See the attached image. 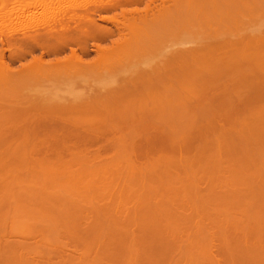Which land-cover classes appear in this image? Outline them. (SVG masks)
<instances>
[{
  "label": "bare ground",
  "instance_id": "obj_1",
  "mask_svg": "<svg viewBox=\"0 0 264 264\" xmlns=\"http://www.w3.org/2000/svg\"><path fill=\"white\" fill-rule=\"evenodd\" d=\"M19 1H22L21 5H18L19 3H16ZM35 1L47 2L50 0H0V4H2L1 2L6 3H3L4 6L2 5V7L0 8V12L5 11L6 13L4 14L2 12V15H8L12 17V20H10V24H13V27L10 32H17L22 35L15 42L17 43L16 46H12L14 49L11 48L12 51L15 50V48L17 50L15 52L11 51L10 55L8 56L9 60H17L19 66L13 68L10 65V62L7 61L8 59H6L3 52L0 51V147L5 148L6 144L9 143L7 144L9 146V149H11L10 146H15L13 148L20 151V155L16 157V159H19L18 162H42V164L44 165L37 164L36 169L34 168L36 167L34 165L27 166L26 169H28V167L30 168L28 169L29 171L25 170V172L28 171L26 172L27 174L24 173L22 168L20 169L18 167L16 169H12L9 166L12 169L11 171H9L10 173L8 172V174H6L7 171L5 173L3 172L5 175L4 176L1 174V176H3V179L0 176V188L4 189L5 187L3 188V186L6 185L7 190L8 184L10 188H12L11 186H13L14 184L15 188L13 189H16L17 186L15 185H18L20 189H22L24 192L26 191L29 194H41V196L39 195L40 197L38 196L39 198H37L36 200L39 199L41 204L42 201L45 200V202H47L49 206L47 204L46 205L51 208L47 209L51 211H53L54 209H60V212H50L49 210H47L48 212L45 210L47 213L43 211L41 212V210L39 212H34L33 209H30L32 211H27V208L26 211H22L17 209L16 206H13L17 209H15V211H17L16 213H11L12 211H0V242L1 240L5 241L4 239L9 240L8 242H18L19 240H22V242H24V239L34 240L37 235L41 236L39 241L44 239V241L50 242L51 240L58 239L60 237V230L62 229H59V226H61L62 223L63 225L65 224V226H67V221H69L71 224H74V222L79 220L80 222H83V226L79 229L77 228V230H79L80 233L85 232V235H90V237L88 238H91L92 241H95L96 239L97 241L101 242L105 238L108 239L111 237L110 234L108 236L111 227H128V225L132 223L133 220L136 218V208H132V211L134 212L133 217V214L131 216V212L129 211V209H127L128 206H124V204L127 205V203H125V201L122 202L123 196L121 194H119V202L117 199L116 204H113L111 200H109V202L105 201L103 202V204L98 203L97 205L91 203V198H89L91 200L90 202L88 201L89 199L87 200L88 202H85L84 199L88 198L89 194H87L86 192L88 196H86V198H83L84 195L82 196L80 194L83 191L79 190L77 186V188H74L78 189L79 191H76V189L74 190L73 187H68V191V185L63 184L62 182L65 179L62 180L63 178L61 179L60 177V175H62V171L57 172L54 169V166H50V164L48 165V163L53 161L51 153L52 150L49 149L50 146L52 144H68L69 146H72L70 147V149L72 148V151H75V153H77L76 150L81 151V154L72 153L74 155H72L70 152V157H68L69 155L67 156L69 161H64L65 164L67 162H69L68 164H71L70 162L78 163L81 161L83 164L82 169L84 168V171L88 170L87 173H94V175L98 174L97 172H103L102 174L104 175H106L107 173L105 177H109L108 179L104 178V176L101 174L103 178H99L98 180H96L100 182L101 186H103L101 188H105L104 190H102V192L108 190V192L110 193L112 191L111 187L113 184H115L114 178L117 179L121 177V170L122 172H126L125 169H129V172L127 171L128 173L137 174V176L133 175V178L134 176H136V178H140L143 180L145 174H148L149 176V174H152L151 172H153L154 169H157V163H169L166 160L167 158H164V155L161 152L160 154H162L163 156L159 155V152V157H157L158 155L153 156L155 155L153 153L156 150L161 151V147L163 145L162 135H164V133H170L171 136L173 133L177 134V130L180 128L182 129L183 127L180 126L181 124H177L178 122L176 121L172 125L173 128H170V125H166V118L168 117V114H174L175 116H177L176 119L178 121V117L181 118V116H183L180 114H185L189 108L192 109L194 107V103H197L194 102V100H196L194 98L198 95V89H201L202 87L208 88L214 86L213 84L216 80H218V77L222 78L221 76L223 74L224 77L225 74L231 75V73L235 72V69L239 73V70H241L242 67H244L246 71V68H250V70L257 72V74L260 75V78L264 76V0H62L68 2L65 5H63L62 1L60 0L62 6L59 5L60 2L58 3V6L51 1L50 4H36ZM9 2L11 3L9 4ZM75 8H80L81 12H74ZM99 12H104L105 15L101 17L100 14V16L98 15ZM14 16H17L15 17V20L13 19ZM67 16L69 17V19H66ZM179 25L180 27H178ZM181 25H183L184 27L182 28ZM152 26L154 30H157L154 31L152 29ZM157 26L161 28L159 29L157 28ZM173 26L175 28L177 27V29L179 28L180 31H185L186 33H188V31L189 33H191L193 30V34L195 35L196 32V35L198 34V36L196 37L197 39L195 38L196 42H193L195 43L193 44L194 46L191 45L192 47L189 46L190 48H185L184 46V48L181 47L183 49L169 52L168 54L163 53L160 55V57L156 56L159 58V60L155 59L156 62H152L150 66L147 65L148 63H146V65L143 64L145 65L143 66V69L134 70L133 68H131L133 70H131L127 74L125 73L126 75L123 74L125 77H122L120 75L121 79L118 78L119 80H117L119 82H115L114 84L111 82L112 85L106 84L105 86H101L97 89L96 87L95 89L91 88V92H89V90L88 93L86 92L87 94H84L85 96L79 94V97L81 98H79L76 94V98H72V96L74 95H72L73 93L70 92V94L67 93V97L66 95H64V97H58L62 99L58 101V98H53L51 95L48 96V93L46 95L49 98L43 95V93L39 94L41 93V91H37L39 88H37V86H40L42 81H47L49 80V78H51L50 81H52L54 79L53 77H57L58 79H56L58 80V82H60V77L69 76V78H74L73 80L75 81V79L77 80L79 76H82V74H84L82 72H91V70L95 71L97 70V68H101V66V69H103V66H105L104 69H106V67L108 66H114V68H119L117 66L119 65L120 67H122L123 65H126V63L123 62L124 60L122 61L121 59L129 57V61L132 60L131 58L134 57V52L139 49L141 50L145 48L144 51L146 52V48H148L154 42L160 39L161 35L167 33L166 29H169L168 32L171 31L170 29L174 30L175 28ZM187 27L188 30H185L184 28ZM189 28L191 29L189 30ZM71 44H76L77 46L81 47L82 51L84 52L87 49H90L88 48V44H93L95 46L93 47L91 45V48H94L92 54L93 56L90 55L91 57H83V52L82 54L77 53L76 49L69 47ZM147 45L149 46L146 47ZM66 47L70 48V50L68 49V53L64 51V48ZM25 48H27V51L30 50V54H27V51L24 52ZM35 48L40 49L41 52L39 54H31V51L33 52ZM140 52H143V50H141ZM26 57L28 59H26ZM23 60L24 62L22 63ZM120 60L122 62H120ZM132 61L131 64L135 60L133 62ZM151 61H154V59ZM122 63L124 64L122 65ZM121 69L122 68H120V70ZM244 69L242 68V71ZM250 73L251 72H249V74ZM63 77L61 79H63ZM240 77L238 76V78ZM224 81L225 80L223 78L222 84ZM32 85H37L35 86L34 90V87ZM222 86L225 85L223 84ZM29 87H31L32 90ZM49 93L51 94V92ZM69 95H71V97H68ZM188 101H190L189 108L187 105ZM163 128H165L166 130L171 129V131H169V133H167V131L163 132L156 137V132L154 133L153 131L155 129ZM113 129L117 132H112L111 137H107V130ZM175 131H177V133ZM153 133L154 135H149ZM142 135L146 136L145 139H142V137H140ZM174 138L177 139L176 135ZM175 139L172 140L173 145ZM100 140H105L104 144L95 143L101 142ZM90 143L99 145L96 150L92 152H88V150L87 152L84 151L87 149L84 148L85 146H87L86 144ZM82 144H84L85 146ZM81 145L82 147L84 146L83 151L85 153L82 152V148L76 147ZM179 147L181 148V146ZM66 149L69 153L70 149ZM109 150L111 151V153H105ZM33 151L39 152V155H35L34 157L35 152L33 154ZM149 152H152L153 155L151 156L153 157L147 156V158H145V156ZM58 156L59 155H57V157ZM149 157H151V160ZM183 157L185 156L183 155ZM144 158L147 159V161H149L148 163L150 164L144 165L143 169V167H141L143 165L141 164H144V162L147 163ZM170 160L171 159H169V161ZM260 160V162L263 161L262 159ZM51 163L57 162L55 160V162ZM120 163H126V167L128 168L123 167L122 169ZM154 163L156 164L154 165ZM66 165L65 172L67 169ZM13 166L14 165H12V167ZM15 166L17 167V165ZM177 166L181 167L182 170L186 171L187 169H189V167L191 169L193 165H191L190 163V166L187 167V164H183L182 167L181 164L179 165L178 163ZM255 166H258V164ZM69 167L71 166H68V169ZM57 168L59 169V167H56V169ZM62 168L64 169V166ZM3 169L4 167H2V170ZM190 169L189 171L193 170ZM232 169L234 170L235 168ZM229 170L230 169H228L227 167V171ZM242 170L244 171V169ZM69 171L70 170H67L66 173H68ZM185 171L184 173H186ZM71 172L73 171L71 170ZM127 172L126 174H128ZM234 172L236 174L238 173L236 172V170L233 171V173ZM239 172L241 175V171ZM72 174L74 175V172ZM72 174L70 172L68 173V175L73 176ZM122 174L124 175V173ZM234 174V177H231L233 178V181L236 182L238 180L243 179L239 176V173L237 174L238 176ZM58 175L60 179H57ZM252 175L253 174L251 173L250 176ZM89 176H91V174H89ZM250 176H248L247 178L250 179ZM98 177L101 176L98 175ZM175 177L177 178L178 176ZM90 178H92V180H88V178H85L89 181L87 182L85 180L87 185L89 184L90 187H93L94 184H98V182H94L95 180L93 179V177ZM231 178H229L230 182L232 180ZM247 178H245L246 181ZM4 179H6V182L8 181L7 184L5 183ZM68 179L69 178H66V180ZM95 179H97V176L95 177ZM251 179L254 178L251 177ZM83 180L84 179H82V181ZM244 180H242L243 183L245 182ZM225 181L226 180L224 179V182ZM194 182V180L193 182L190 181V183ZM227 182L228 181H226V183ZM253 182L254 181L252 180V183ZM72 184L74 185V182ZM72 184H70V186H73ZM225 185L222 189H228V187H225ZM229 185L231 188V184ZM82 186H84L82 187L83 190L86 185L83 183ZM232 186L234 185L232 184ZM253 186H255V184ZM87 187L88 186H86V188ZM98 187L99 186H97V188ZM261 187H256L257 189L253 188L254 193L252 192V189L249 188L251 192L247 189L245 192H249L245 193L246 197H243L247 200V196L249 197L248 199L253 197L255 198V196H257L256 198H258L259 200H264V191L262 190L264 188ZM70 189L73 191V194L70 197H68V195H62L63 193L66 194L67 192H70ZM226 189L225 191H227ZM121 191H123L122 187ZM121 191L120 193H122ZM83 194L85 193L83 192ZM179 194L182 195L183 201V197L186 198L187 196L185 195H188L186 193L185 195L183 193ZM227 194L229 195L228 192L226 193V195ZM236 194H238V192ZM236 194L233 195L236 196ZM241 194L242 192L240 193V195ZM174 195H178V193L176 192V194ZM142 197L145 198L143 195ZM142 197L140 196L139 200L142 199ZM106 198L108 199L111 197L108 196ZM149 198L150 196H148L147 198L146 195L145 199L149 200ZM153 199H155L156 203H154ZM153 199L151 197V200L148 202L150 204L152 202V206L155 205L153 207L155 209V212H153L154 209L151 210V205L149 206V208L152 213L157 214V210L159 214V210L158 208H156V205L159 203V200H157L158 198ZM168 199L169 198L165 199V201H168ZM171 200H173V198H171ZM140 201L142 205L143 202L142 200ZM183 201H178L179 205H181ZM256 201L258 200H255V202ZM146 202L147 200L144 201V203ZM162 202H164L163 199ZM137 203H135V206H137L138 210L139 204L137 205ZM183 204L181 206L178 205V208H182ZM140 207L142 208V206ZM61 208L65 211L62 212ZM172 211L168 212L169 214L171 213V216L174 215V212ZM160 213H162L161 210ZM224 213H229V211L223 212V214ZM155 214L153 217L156 216ZM179 214L180 216H185L183 212L182 214ZM196 214L198 216V212ZM196 214L194 213L195 217ZM186 215L187 216H185V218H189L190 216L188 215H191V213H187ZM224 215L225 218H227L226 214ZM130 216L132 217V219H130ZM231 216L235 217V215ZM174 217L176 218V215ZM239 217H241V215ZM8 219L9 222L11 221V224L8 223L9 226L6 224ZM181 219H184V217ZM1 222L6 223L4 225ZM25 225L27 227H25ZM23 226L25 229L20 228ZM164 226L166 227L167 224H165ZM174 228L170 230V232H173V236L174 233L179 232L177 228V231L174 230V232ZM199 229H197V231L202 233V231H199ZM202 229L203 228H201V230ZM108 230L109 232H107ZM262 231H264V229ZM73 232H71V235H73ZM247 234L235 235L234 233V235L230 236L231 238H228L229 236L225 234L226 236H228L226 239V236L224 238L219 237L221 238V240L217 238L219 240L217 242L218 244L214 243L215 239L213 240V236H210V238L208 239L206 236L205 238L203 235L205 240L207 239L204 243L202 242L203 245L200 242L194 244V242L189 238V240H191V242L194 244L192 246L190 245L192 243L188 244L189 247H195V249L198 247H196L195 245H200L199 248L203 247L201 250V254L203 255L204 252L203 257H205V259L198 252L201 255L200 256L197 253V255H199L201 258L200 260L198 259V256L194 254L193 256L190 255L191 259L189 258L186 263L188 264L189 262V264H264V239H262L261 236L254 237V239H251L252 237ZM260 234H262L261 231ZM199 237L201 238V236ZM12 238H17L19 240L16 239L13 241ZM189 240L187 239V242ZM6 243L7 241L5 242V244ZM20 243L21 242H19L18 244H6L7 246H5V248L3 247L4 243L0 246V264H45L43 260L41 261L40 259L36 258L37 261H30L28 258L25 257V250L30 252V250H33L35 245L33 247L31 245L25 248V244L23 245V243ZM184 243L185 241L183 243H179V246L181 247V245H183ZM186 244L187 243H185V246L187 247ZM47 245L50 244H38L39 248L41 246H44L48 249L49 246ZM61 245H59L60 248ZM127 246L130 247L133 245ZM16 247L21 248L23 250H16ZM31 247L32 249L28 250V248ZM44 247H41L42 249H40L39 252L44 251ZM53 247H51V249H58L57 245L56 247ZM47 249H45V252L47 251ZM22 251L25 253H23ZM34 251L37 252L35 248L33 252ZM195 256L197 258H193ZM237 257H244V259L239 260L237 259ZM29 258L31 259L32 257ZM81 261L82 260H80V263ZM72 262L68 263L72 264ZM87 262H85V264ZM93 262L88 263L93 264ZM80 263H78L77 260L76 264Z\"/></svg>",
  "mask_w": 264,
  "mask_h": 264
},
{
  "label": "rangeland",
  "instance_id": "obj_2",
  "mask_svg": "<svg viewBox=\"0 0 264 264\" xmlns=\"http://www.w3.org/2000/svg\"><path fill=\"white\" fill-rule=\"evenodd\" d=\"M75 11H76V13L77 12L79 13V12H81V9L75 8L74 12ZM99 14L101 16L105 15L104 12H99L98 15ZM108 14H110V13H108ZM178 27H180V25ZM181 27L183 28L184 26L181 25ZM157 28L160 29L161 27L157 26ZM152 29H153V26H152ZM176 29H177V27L174 30L170 29L171 31H169V32H168L169 29H166L167 30V33L165 32L166 34L162 33L163 35H161L160 39H158L156 42H154L151 46H149V45L146 46V47H148V46L150 47V48L149 47L146 48V52L144 51L145 48L141 49L145 53L140 52L141 51L140 49H139L140 51L136 50L134 52L135 53L134 57L131 58L133 61L135 60L134 62L132 60L129 61V59H128L129 57L121 59L122 61L124 60L123 62L126 63V65H123L124 63H122L123 66L120 64L122 67L117 65L119 68H114V66H108V67H106V69H104L105 66H103V69H101L102 68V66H101V68L99 67V68H97V70H95L96 72L93 70H91V72H89V71L82 72L84 74H82V76H79L77 78V80L75 79V81L73 80L74 78H69V76H64L66 79L62 76L63 79H61L62 77H60L61 81L58 82V80H57L58 78L56 77L57 78L56 79L55 77H53L54 79L52 81H50L51 78H49V80L46 79L47 81H44V82L42 81L40 86L32 85L34 88L32 86L31 87L34 90L35 86H37V88L39 87L37 91H39V92L41 91V93H39V94L43 93V95H45V96L51 95L53 98L54 97L55 98L64 97V95H66V97H67V95H68L67 93L70 94V92H72L73 93L72 95H74V96H72V98L75 99L76 98L75 94L79 97V94L84 95L86 92L88 93L89 90H90L89 92H91V90L95 89V87L97 89L101 86H105L106 84L112 85V83L114 84L115 82H119L117 80L121 79L120 75L122 77H125L124 75H126L127 73H129L133 69L134 70L143 69L144 68L143 66H145L146 63H148L147 65L150 66V64H152V62L153 63L156 62L155 59L159 60L158 57H160V55L163 53L168 54L169 52H173V51H176L179 49H183L184 46H185V48H188L189 46L192 47L191 45L195 44L193 42H196L195 38L198 36V34L196 35V32H195V35H196L195 36L193 34L194 33L193 30H192V32L190 31L191 33H189V31H188V33H186L183 30L180 31L179 28H178L179 31H178V29L177 30ZM184 29L188 30V27L184 28ZM190 29L191 28H189V30ZM155 30H157V29H155ZM89 45L90 44H88V48H90L92 50L87 49L85 51L86 53L84 51H82L81 47L77 46L76 44H71L69 47L76 49L77 52L80 54H82V52H83L82 56L87 57L90 55L93 56L92 55L93 49H94L93 47H95L93 44H91L93 46L92 48H91V45L90 46ZM69 47L64 48L65 49L64 51L66 53L69 52L68 51V49L70 50ZM181 47H183V48H181ZM36 51H38V50H36ZM156 56H158V57H156ZM6 59H8L7 56H6ZM26 59H28V58L26 57ZM153 59H154V61H151ZM121 60H120V62H122ZM127 61H129L130 63ZM131 61L133 62L132 64H131ZM23 62H24V60L22 61V63ZM18 64L19 63L17 60H15V61L11 60V62H10V65L13 68L19 66ZM143 64H145V65H143ZM120 68H122L121 69L122 71L120 70ZM131 68H133V69H131ZM242 68L244 69V67H242ZM242 68H241V70H239V73L235 69V72L231 73V75L225 74V77H224L223 76L224 74H223L221 76L222 78L218 77L217 78L218 80H216L213 84L214 86H211L208 88L205 87L206 89L202 87L203 90H202V88L198 89V95L194 98V99H196V100H194V102H197V103H194V107L192 109H190L189 108L190 101H188L187 105H188L189 109L187 110V112L185 114L182 113L184 111L181 112L182 114H180V115H183V116H181V118L178 117V121L176 119L177 116H175L174 114H171V115L168 114L167 115L168 117L166 118L167 119L166 125H170V128L171 127L173 128L172 125L176 121V122H178L177 124H181L180 126H183V127H182V129L180 128L181 130L180 129L177 130L178 133H177V131H175L178 134V136L175 133H173V134L171 133L172 135L170 136L169 131H171V129L166 130L165 128H163V129H155L153 131L154 133L155 132L158 133V134L155 133L156 137L159 134L166 132V131L169 134L164 133V135H162V144H163L162 147H163V149L161 147V151L156 150L153 153L155 155L152 154L153 151L149 152V153H147L145 158H147V156H151V155L156 156V155H158V152H159V155L163 154L164 158H167L166 160L169 163H160V164L157 163V165H158L156 167L157 169H154L153 172H151L152 174H149V176H148V174H145V177L143 180L140 178L139 179L136 178L137 174L128 173L129 169L128 170L125 169L126 172L128 171L127 172L128 174H126V172H122V170H121V172H120L121 177L117 178V179L114 178L115 184H113L111 187L112 191L110 193L108 192V190H105L102 192V190H104L105 188H101L103 186H101L100 182L96 181V180H98L99 178L100 179L103 178V176H104V178H107V177H105L107 175L106 172H104V173H106V175L102 174L103 172L102 173L97 172L98 174H95V175H94V173L93 174L90 172L87 173L88 170H85L86 171L85 172L83 170L84 168L82 169L83 164L81 161L78 163L70 162L71 164H68L69 162H67L66 163L67 165H66L64 163V161H69L67 156L69 155L68 157H70V155L72 153H75V151H72V148L70 149V147H72V146H69L68 144H64V145L52 144L50 146L49 149L52 150L51 153H52V158H53V161H51V162H55V160H56L57 163H51L50 162V163H48V165L50 164V166H54V169L57 172L62 171L61 172L62 175H60L61 179L63 178L62 180H64V179L66 180V178H69L66 181L61 180L63 182V184L68 185L67 189H68V187L69 188L73 187V189L75 190L78 187L79 190L83 191L85 194L87 192V194H89L88 198H86V196H88L87 194L85 195V194H83V192L80 193L82 196L84 195L83 198H86V199H84L85 202L89 198H91L92 201L90 199L88 201L89 202L91 201L92 204H97V205H98V203L103 204V202H105V201L109 202V200H111V202L113 204H116V202H117L116 200L118 199V202H119L118 197H119V194H121L123 196L122 202L125 201V203H127V205L124 204V206H128L127 209H129V211L131 212V216L133 214V217H134V212L132 211L133 210L132 208H136V211H137V214H135L136 218L133 220L132 223H130L128 225V227H124V226H122L120 228L111 227L110 233H108V236H109V234L111 236L108 239H111V240H108L105 238L106 240L104 239L101 242L97 241L96 239H95V241H92L91 238H88V237H90V235L89 236L87 234L85 235L84 234L85 232L80 233V231L77 230V228L79 229L83 226V222H80V220H79V221L74 222V224H71L69 221H67V223H66V225L68 224L67 226H65V224L63 225V223H62L61 226H59V229L60 228L62 229V230H60L61 231L60 237L58 239L51 240L50 242H46V241H44V239L39 241L41 236L37 235L34 240L24 239L25 240V241L23 240L24 242H22V240L20 241L17 238H15V239L12 238V239H13V241L17 239V240H19L18 242L17 241L16 242H8L9 240L4 239L5 241L1 240L0 246L4 243L3 247L5 248V246H7L8 244H15V243L18 244L19 242L23 243V245L25 244V246H26L25 248H27V246L29 247L32 245V247H33L35 245L34 248L36 249L37 252H35V251L33 252L34 248L31 251L30 249H32V247L28 248V250H30V252L26 251V250H25L26 253L23 251L22 252L25 253L24 254L25 257L28 258L30 261L31 260L37 261V259H40L41 261L43 260V262L45 264L46 263L47 264H69L72 261H73L72 264H76L77 260H78V263H80V260H82L80 264H83V261L85 264V262H87L88 260H89L88 262H93V260H94L93 264H173V263L174 264H187L186 261H188L189 258L191 259L190 255L193 256L195 254L196 256H198L199 260L201 259L200 256L202 255L201 250L203 247L199 248L200 245H195L196 247L198 246L196 249H195V247L191 248L188 246V244L192 243L191 240L194 242V244L195 243L197 244L200 242L203 245V243L207 240V239L205 240L206 237L209 239L210 236H213V240L215 239L214 243H217L219 240H221V238H219V237L224 238L226 235H228L229 237L226 236L225 239L227 237L231 238L230 236L234 235V233H235V235L248 233L247 235H250L252 237L251 239H254V237H258V236L259 237L261 236V238L264 239V236H263L264 231H262L264 229V210H263L264 209V200H262V199L259 200L258 198H256L257 196H255V198L253 197L250 199H248L249 197L247 196V200L243 197V196H245V193H248L250 191L249 188L252 187L254 184H255V186L250 188V189H252V192L254 191L253 188H256V187L259 188L262 186L261 188H264L263 187L264 186L263 185L264 184V165H263L264 164V76L262 78H260V75L257 74V72L250 70V68H246L247 71L245 69H244L245 71L244 70L242 71ZM94 69H96V68H94ZM128 69H130V70H128ZM114 70H115V72H114ZM248 70H250V71H248ZM241 72L243 73V75ZM249 72H251V73L249 74ZM238 76L239 77L241 76V77L238 78ZM243 76L245 79L243 78ZM67 77H68V79H67ZM229 77L232 78L233 80L230 79ZM223 78L225 80L223 82V84L225 86H222L223 85L222 84ZM258 78H260V79H258ZM69 79L70 80L72 79V80L70 81ZM226 79H227V81H226ZM260 80H262V81H260ZM31 87H29V88L31 89ZM226 87H228V88H226ZM81 91H82V93H81ZM49 92H51V94ZM77 92H78V94H77ZM199 95H201V96H199ZM204 95H206V96H204ZM68 97H71V95H69ZM79 98H81V97H79ZM59 100H62V99L58 98V101ZM112 132H117V131L114 129L113 130H107V133H108L107 137H111ZM154 133L149 134V135H154ZM175 135H176L177 139L174 138ZM143 136L144 135H142L140 137H142V139L143 138L145 139L146 136H144V137ZM107 137H106V139H107ZM170 137L171 138L173 137V138L171 139ZM173 139H175L174 145L172 143ZM100 141L101 142H95V143H103L104 144L105 140H100ZM165 141H167V142H165ZM179 141H181V142H179ZM169 143H171V144H169ZM7 144H9V143H7ZM7 144H6V146L4 145L5 148L0 147V176H1V174L4 175V173L6 171H7L6 174H8V172L11 171L13 168L16 169L18 167L20 169L22 168L24 173H26L29 171L28 169H30L29 167H28V169H26L27 166H30V165L33 166L34 165V166H36V167H34L36 169L37 164H39V165L42 164V162L30 163L31 161L23 162V163H22V161L18 162L19 159H16V157H18V155H20V151H18L17 149H14L13 147H15V146H10L11 149H9L8 148L9 146ZM82 145H84V144H82ZM82 145L76 146V147L82 148V152H84V151L87 152V150H88V152H90V151L92 152V151L96 150V148L98 147L99 144H91V143L86 144L87 146H85V145H84L85 147L83 146L85 149L87 148L86 150H84ZM179 146H181V148ZM216 146H217V148H216ZM168 147H170V148H168ZM219 147H221V148H219ZM66 148L70 149L69 153H68V150ZM217 149H218V151H217ZM55 150H57V151H55ZM34 152H35V154H34ZM55 152H56V155H55ZM70 152H71V154H70ZM76 152L77 153H75V154H81L80 153L81 151L76 150ZM108 152L111 153L110 150L105 152V153L108 154ZM160 152L162 154H160ZM33 154L35 157V155L36 156L39 155V152L33 151ZM60 154H61V156H60ZM148 154H150V155H148ZM57 155H59V156L57 157ZM72 155H74V154H72ZM159 155L157 157H159ZM183 155L185 157H183ZM260 155H262V156H260ZM62 156H64V157L66 156L65 157L66 159ZM153 156H151V157H153ZM55 157H57V158H55ZM151 157H149L150 160H151ZM169 159H171V160L169 161ZM172 159H174V160H172ZM260 159H262L263 161L260 162L261 161ZM145 160L147 161V159H145ZM190 160H192V161H190ZM59 162H61V163H59ZM148 162L149 161H147V163L144 162V164H141V165H143L141 167H143V169H144V165L150 164ZM178 163H179V165L181 164L182 167H183V164H187V167H188V166H190V163H191V165H193V166L191 167V169L189 167V169L190 170L193 169V170L192 171H189V169H187L186 171L182 170L181 167L177 166ZM260 163H262V164H260ZM46 164H47V162H46ZM63 164H65L67 167L66 172H67V170H70L69 172L71 174L74 172L75 176L73 174H72L73 176L68 175L69 172L68 173L65 172V165H63ZM155 164L156 163H154V165ZM254 164L255 165L258 164V166H255ZM12 165H14V166L12 167ZM15 165H17V167ZM25 165H26V167H25ZM42 165H44V164H42ZM55 165H58V166H55ZM120 165H121L122 169H123V167L127 166L126 163H120ZM226 165H228V166H226ZM63 166H64V169L62 168ZM68 166H71V167H69V169H68ZM219 166L223 167V168H220ZM2 167H4L3 170H2ZM56 167H59V169L58 168L56 169ZM146 167H150V166H146ZM227 167H228V169H230L229 171H227ZM126 168H128V167H126ZM232 168H235V169L233 170ZM237 168H240V169H237ZM166 169H167V171H166ZM179 169H180V172H179ZM242 169H244V171ZM25 170H28V171L25 172ZM71 170L73 172H71ZM235 170H236V172L239 173V176L243 179L238 180L236 182L233 181V178H231V177H234L233 174L235 172L233 173V171H235ZM237 170L241 171V175H240V172ZM184 171L187 174L184 173ZM231 171H232V173H231ZM122 173H124V175ZM251 173L254 176L253 175L250 176ZM89 174H91V176H89ZM131 174H132V176H131ZM237 174H236V176H238ZM93 175L95 177L97 176V179H95V177ZM98 175L101 177H98ZM133 175H136V176H134V178H133ZM216 175H217V177H216ZM108 176H109V173H108ZM175 176H178V177L176 178ZM248 176H250V179L247 178ZM2 177L3 176H1V178ZM60 177L58 175L57 179H60ZM90 177H93V179L95 180L94 182H98V184L93 183L94 186L95 185L99 186L98 188H97V186H95V187L91 186L92 187L91 188L89 186V184L87 185V183L85 182V180H86L85 178H88V180L89 179L92 180V178H90ZM223 177L229 183L228 182L226 183V181L224 182ZM244 177L247 178V181ZM251 177L254 179H251ZM229 178L232 179L231 182H230ZM82 179H84L83 180L84 182L82 181ZM221 179H222V181H221ZM258 179H260V180H258ZM4 180H5V183L7 184L8 181L6 182V179H4ZM88 180H86V181L89 182ZM193 180L195 182L190 183V181L193 182ZM242 180H244L245 182L243 183ZM252 180L254 181L253 183H252ZM100 181H102V180H100ZM240 181H241V184H240ZM71 182L72 183L74 182L75 186ZM82 182L86 186H88L87 187L88 189L85 186V188H83V190H82V187H84V186H82L83 185ZM90 182H92V181H90ZM68 183L72 184L73 186H70V184H68ZM194 184H195V186H194ZM229 184H231V188H230ZM232 184L234 186H232ZM259 184H260V186H259ZM224 185H225V187H228V189H226V188L222 189ZM246 185H248L249 187ZM15 186L18 187V185H15ZM7 187H8L7 190H6V185L3 186L4 189L0 188V200H1L0 201V211H2V212H5V211L11 212L12 211L11 213H16L17 212V211H15L16 208L19 210H22V211H26V208H27V211L28 210L32 211L30 209H33L34 212H39L40 210H41V212L42 211L46 212L47 210L51 209L50 207H48L49 205L47 204V202H45V200H43L44 202L41 200L42 204L39 201V199L36 200L37 198H39L41 196V194H38V193H30L29 194L26 191L24 192L22 189H20V187H18V188L16 187L17 190L13 189V188H15L14 184H13V186H11L12 188H10L9 184L7 185ZM74 187H76V188H74ZM121 187H122L123 191H121ZM181 188L183 191L181 190ZM11 189H13V190H11ZM225 189L227 191H225ZM247 189L249 191L245 192ZM77 190L78 189H76V191ZM178 190H179V192H178ZM262 190L264 191V189H262ZM68 191H69V189H68ZM120 191L122 193H120ZM175 191L178 193V195H174V194H176ZM223 191L225 192V194ZM70 192H67L66 194L62 192L63 193L62 195L63 196L68 195V197H70L73 194V191L71 190ZM89 192H91V193H89ZM227 192L229 193V195L227 194L228 196L226 195ZM235 192L236 193L238 192V194H236ZM241 192L243 194V195L241 194L242 196L240 195ZM179 193H183L184 195H185V193L188 194V195H185V196H187L186 198L183 197L185 202L182 199V195ZM233 194H236V196ZM60 195H61V193H60ZM142 195L145 198H146V195H147V198H148V196H150L149 200L143 198ZM253 195H255V194H253ZM108 196L111 198L107 199L106 197H108ZM125 196H128V197H125ZM140 196L142 197V199H140L143 202L142 205L140 203L141 201L139 200ZM101 197H103V198H101ZM137 197H138V199H137ZM151 197H152V199L158 198L157 200H159V203H158L159 207H158V204L156 205V208H158L159 214H160L159 215L157 210H156V213L158 214V216H157V214L151 212V210H153L154 209L153 207L155 206V205L154 206L151 205L152 202H151V204L148 202L151 200ZM250 197H252V196H250ZM161 198L163 199L164 202H162ZM164 198L165 199L169 198V199H168V201L167 200L165 201ZM171 198H173V200H171ZM143 199H145V200H143ZM160 199H161V203H160ZM146 200H147V202L144 203V201H146ZM153 200H154V203H156L155 199H153ZM255 200H258V201L255 202ZM178 201L179 202L183 201L182 204L184 203L183 204L184 207L182 206V208L181 207L178 208L179 206L182 205L181 203H180L181 205H179ZM134 202L135 203L138 202L137 205L139 204L140 206H142V208L138 205L139 209L137 210V206H135ZM177 202H178V204H177ZM39 203L41 206L39 205ZM11 206L12 207L16 206V208H14V207L12 208ZM43 206H44V208H43ZM149 206H150V208L152 207L151 210H150ZM261 207H262V209H261ZM47 208H49V209H47ZM176 208H177V210H176ZM59 210L54 209L53 211H51V210H49V211L55 212V211H59ZM160 210L163 214L160 213ZM168 210H170V211H168ZM223 210H225V211H223ZM61 211L63 212L65 210L61 208ZM164 211H165V213H164ZM171 211L174 212V215H172V216L170 215L171 213L170 214L168 213ZM177 211H178V213H177ZM221 211H222V213H221ZM228 211L231 215H235V217L231 216L229 213H224L227 216V218H225V215L223 214V212H228ZM243 211L245 212L246 215L244 214ZM246 211H247V213H246ZM153 212H155V209ZM182 212L184 213L185 216H187L186 215L187 213H191V215H188V216H190L189 218H187V217L185 218V216L181 215L184 217V219H181L183 217H181L179 213L182 214ZM193 212L195 214L198 212V216L196 214V217H195ZM192 213H193V215H192ZM215 213H216V215H215ZM151 214H153V215H151ZM154 214L156 215L155 217H153ZM161 214H162V216H161ZM175 215H176V218L174 217ZM240 215H241V217H239ZM243 215H245V216H243ZM131 216H130V219H132ZM219 216H222V217H219ZM228 216H230V217H228ZM234 218H238V219H234ZM189 219H190V221H189ZM239 219H241V220H239ZM185 220H187V221H185ZM10 222L8 219L7 223L6 222H4V223L1 222V223H3L4 225L6 223L8 225V223L11 224ZM165 224H167L166 227L164 226ZM161 226H162V228H161ZM234 226L237 228H235ZM25 227H27V226L25 225ZM71 227H72V229H71ZM20 228L25 229L24 226L20 227ZM172 228H174L173 231L176 230V228H177V230H179V232L174 233L175 237L172 234L173 232H170V230H172ZM201 228H203L204 230L203 229L201 230ZM68 229H70V230H68ZM73 229H75V230H73ZM168 229H169V231H168ZM180 229L182 230V232ZM197 229H199V231H202V233L198 232ZM124 230H126V231H124ZM163 230H164V232H163ZM236 230H237V232H236ZM260 231L262 234H260ZM71 232H73V235H71L72 234ZM107 232H109V230ZM180 232L183 234H181ZM203 232H204V234H203ZM202 234L204 235V237L205 236L206 237L204 238ZM66 235H70V236H66ZM198 235L201 236V238ZM180 237H182V238H180ZM189 238L191 240H189ZM217 238H219V240ZM187 239L189 240L188 242H187ZM6 241H7V243H6L7 245L5 244ZM184 241H185V243H187L186 244L187 247L185 246V243L183 245L180 244L181 245V247H180L179 243H181V242L183 243ZM37 243L39 245L40 244L44 245V243L50 244V245H47V246H49V248H48L49 250L47 248H45L44 246H41V247H44L45 249H47V251L45 252V249H43L44 251L41 250L42 252H39L40 249H42V248L41 247L39 248ZM175 243H176V245H175ZM194 244L192 243L190 245L192 246ZM56 245H57L58 249H51V247H53V246L56 247ZM59 245H61V248L59 247ZM64 245H66V246H64ZM127 245H129V246L133 245V246H130L131 247L130 248ZM176 247L178 249H180V248L181 249L178 250ZM188 247H189V249H188ZM20 249L21 248L16 247V250H20ZM21 250H23V249H21ZM27 252H29V253H27ZM197 253L200 256L197 255ZM196 256L193 258H197ZM203 256H204V252H203L202 257ZM29 257H32V258L30 259ZM203 258L205 259V257H203ZM204 259H202V260H204ZM237 259H239V260L244 259V257H237ZM88 264H92V263H88ZM188 264H189V262H188Z\"/></svg>",
  "mask_w": 264,
  "mask_h": 264
},
{
  "label": "flooded vegetation",
  "instance_id": "obj_3",
  "mask_svg": "<svg viewBox=\"0 0 264 264\" xmlns=\"http://www.w3.org/2000/svg\"><path fill=\"white\" fill-rule=\"evenodd\" d=\"M51 2H53V3H55L56 5H58V3L60 2V6H62V4H61V1L60 0H58V2H57V0H50ZM50 1H47V2H40V1H35L36 2V4H41V3H43V4H47V3H49L50 4ZM22 1H19V2H16L18 5H21L22 3H21ZM65 2V3H64ZM2 4H0V8L2 7V5L4 6V4H6L5 2H1ZM4 3V4H3ZM11 2H9V4H10ZM24 3V2H23ZM53 3H51V4H53ZM62 3H63V5H65V4H67L68 2H66V1H62ZM81 3V2H80ZM12 4H15V3H12ZM58 5V6H59ZM4 14H6L5 13V11H2ZM2 12H0L1 14H0V51H2L3 52V54H4V56L6 57L7 56V58H8V56L10 55V52L12 51V49H14L13 47L14 46H16V44L17 43H15L16 41H17V39H19L22 35L20 34V33H17V32H10V30L12 29V27H13V24H10L11 23V21L10 20H12L11 18L12 17H10V16H8V15H2ZM15 17H17V16H14V20L16 19ZM102 17V16H101ZM66 19H69V17L67 16V18ZM10 28V29H9ZM9 29V30H8ZM10 43H12V44H10ZM15 43V44H14ZM13 46V47H12ZM12 48V49H11ZM27 48H25V50H24V52H26L27 50H26ZM17 49L15 48V50H13L12 52H15ZM36 50H38V51H36ZM41 52V50L40 49H38V48H35L34 50H33V52L31 51V54H39ZM27 54L29 53L30 54V50H28L27 52H26ZM78 53V52H77ZM8 62H11V60H7ZM19 65V64H18Z\"/></svg>",
  "mask_w": 264,
  "mask_h": 264
}]
</instances>
